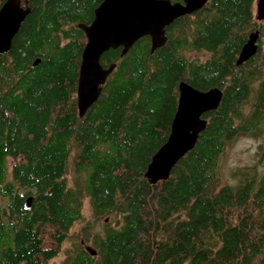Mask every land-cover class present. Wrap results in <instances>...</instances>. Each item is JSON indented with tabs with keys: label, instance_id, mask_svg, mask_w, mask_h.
Segmentation results:
<instances>
[{
	"label": "trees",
	"instance_id": "trees-1",
	"mask_svg": "<svg viewBox=\"0 0 264 264\" xmlns=\"http://www.w3.org/2000/svg\"><path fill=\"white\" fill-rule=\"evenodd\" d=\"M103 1L31 0L11 50L0 56V264H58L63 254L59 264H264L257 0H209L168 27L155 52L145 37L125 56L104 54L101 65L116 67L80 118L87 44L80 25L94 21ZM256 31L258 53L237 66ZM181 82L218 88L223 99L204 115L194 150L167 181L151 185L147 168L169 138ZM240 136L260 141L263 170L222 187V158Z\"/></svg>",
	"mask_w": 264,
	"mask_h": 264
},
{
	"label": "water",
	"instance_id": "water-1",
	"mask_svg": "<svg viewBox=\"0 0 264 264\" xmlns=\"http://www.w3.org/2000/svg\"><path fill=\"white\" fill-rule=\"evenodd\" d=\"M31 0H7L0 10V56L7 54L23 22L30 14ZM209 0H184L173 4L169 0H104L95 10L94 21L90 25H80L87 44L82 53L79 70L77 102L80 118L99 100L103 86L115 69L111 65L105 69L101 65L104 54L111 50H122L125 56L141 39H151L152 53L167 43L166 29L181 17L192 15L203 9ZM256 19L264 22V0L256 1ZM260 32H253L242 48L237 66L252 59L259 49ZM38 60L35 65L39 64ZM223 92L214 88L200 91L186 82L179 84V99L171 132L167 142L153 156L146 172L151 185L167 181L177 164L197 145L200 135L206 130L207 113L218 110ZM32 197L25 202L30 209ZM96 256V252L87 247Z\"/></svg>",
	"mask_w": 264,
	"mask_h": 264
},
{
	"label": "rangeland",
	"instance_id": "rangeland-1",
	"mask_svg": "<svg viewBox=\"0 0 264 264\" xmlns=\"http://www.w3.org/2000/svg\"><path fill=\"white\" fill-rule=\"evenodd\" d=\"M259 140L250 137L240 136L237 141L229 146L221 161L220 186L236 185L239 182V176L247 170L262 167L258 165V147ZM64 254L57 259V263L64 260Z\"/></svg>",
	"mask_w": 264,
	"mask_h": 264
}]
</instances>
